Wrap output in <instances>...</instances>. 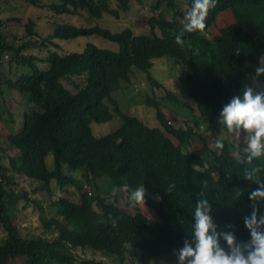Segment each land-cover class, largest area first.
Returning <instances> with one entry per match:
<instances>
[{
    "label": "trees",
    "instance_id": "1",
    "mask_svg": "<svg viewBox=\"0 0 264 264\" xmlns=\"http://www.w3.org/2000/svg\"><path fill=\"white\" fill-rule=\"evenodd\" d=\"M23 1L34 6L39 2ZM117 2L123 11L128 9V0ZM183 2L190 9L192 0ZM111 4L112 0H50L47 7L55 16L86 11L95 25L77 28L54 24L53 33L39 40L33 39L37 36L33 19L26 24L28 39L24 42L6 31L8 22L17 18L0 19V122L8 131L6 149L14 152L8 167L3 166L0 156V226L7 233L0 242V264H13L20 258L23 264H102L78 261V249L116 257L119 264H126L127 256H136L137 250L143 264L157 262L190 238L191 213L201 192L209 198L218 232L231 231L238 242L248 238L242 218L250 210L247 193L256 185L244 179V170L258 167L257 177L264 180V155L248 163L243 158V143L219 138L223 147L213 149L210 139L198 130L209 121L217 122L221 107L244 87L264 92V73H256L257 67L264 66V0H215L207 11L204 28L193 32L183 30L187 10L181 4L156 0L148 21L150 35H135L130 27L120 32L103 27L105 15L119 18L120 9ZM167 12L172 14L179 43L178 35L167 24ZM226 13L234 20L219 27V18ZM81 38H101L116 43L119 50L87 42L79 51H71L60 44L74 45ZM30 39L36 41L32 47L48 48L45 56L36 51L26 53ZM165 58L181 69L179 76L172 78V88L181 89L175 85L180 79L192 101H181L151 75L154 62ZM6 59L26 70L15 79L7 77L3 69ZM134 68L148 75L153 89L165 91L163 102H172L176 117L191 118L193 125L177 128L169 124L163 102L155 94L146 104L155 109L165 130L128 115L115 94L131 82ZM73 77L83 79L84 85L76 84ZM13 92L29 105L20 127L6 104ZM116 118L122 122L118 129L106 136L94 135L93 123L106 124ZM221 133L218 128L216 134ZM49 156L53 157L52 165L47 161ZM79 171L80 177H76L74 173ZM100 175L111 181L113 203L98 192ZM15 177L28 179L34 186L31 192L14 189L18 185ZM54 182L60 189L71 187L80 195L79 202L59 198L52 202V208H57L55 216L47 214V209L45 216H39L43 228L55 232L53 241L44 235L22 237L14 222L17 212L30 209L32 204L40 211L45 209L38 194L54 195ZM136 188H144V201L156 211L159 222L149 220L130 200L126 204L133 212L119 206V196ZM24 201L30 205L18 207Z\"/></svg>",
    "mask_w": 264,
    "mask_h": 264
},
{
    "label": "rangeland",
    "instance_id": "2",
    "mask_svg": "<svg viewBox=\"0 0 264 264\" xmlns=\"http://www.w3.org/2000/svg\"><path fill=\"white\" fill-rule=\"evenodd\" d=\"M128 9L126 11H123L121 9V5L117 2V0H112V8L114 9H120V15L119 18H115L114 16L105 15L104 18L101 21V25L105 28L110 29L113 32H120L126 27H130L135 35H150L151 29L149 26V19L153 16V11L151 10L152 5L155 3L156 0H144L143 3H138L136 0H128ZM177 3L181 4V8L184 11L190 10L187 5L183 2V0H176ZM50 3V0H39L36 6L27 3L23 0H0V19H7V18H17V21L8 22V25L6 26L8 31V35L12 34L14 35L19 41L24 42L28 39L27 32H26V24L29 22V20L33 19L35 21L36 27L35 32H37L36 38H33L34 40H39L42 38H45L48 35H51L54 30V24H69L72 26H75L77 28L79 27H93L95 24L93 23L92 19H90L88 13L86 11H81L78 14H72V15H61V16H55L47 7V5ZM39 5V6H38ZM166 19L167 24L169 28L171 29V32L173 34H177L176 29L173 24L172 14L169 12L166 13ZM220 25L219 27L224 26L227 22H232L234 20L231 13H226L223 16L219 18ZM218 26V25H217ZM157 34L160 35V31L156 30ZM179 35V34H177ZM32 40V39H30ZM32 40L29 44V48L27 49V54H32L35 51L40 56H45L47 53L48 48H44L42 50L39 49V47L35 46L32 47L31 44H35L36 41ZM87 42L94 43L95 45L99 46L100 48L110 49L113 51H118L119 46L116 43H112L109 41H106L101 38H81L79 42H76L74 45L70 44L69 42H62L60 43L62 48L64 50H71V51H79L78 49H82ZM27 43V42H26ZM79 43V44H77ZM262 63L264 65V57L262 59ZM42 67L47 69V64H42ZM3 69L6 73V76L9 78L15 79L23 70H26L24 66L18 65L13 60H7L4 61ZM181 69L177 65L173 63L172 59L165 58V59H158L154 62V66L151 70V75L158 80L160 83H164L163 86L167 90H171L174 92V94L181 100V101H192L188 98L184 86L181 85L180 79H177L175 82V85L178 84L181 86V89L183 88V91L180 88H172V78L176 79L179 76V72ZM82 79V78H81ZM76 84L79 86H83L84 83L82 81H79V77H73L72 79ZM64 85L68 87L69 89H73V86L70 83H65ZM255 85V84H254ZM256 86V85H255ZM153 87L150 83V80L148 78V75L141 70L134 68L133 73L131 75V82L127 83L123 86V88L115 94V98L119 101L121 104L120 107L124 109L127 114H130L131 116H136L140 120L144 121L147 125L150 127H157L162 128L159 120L156 118V111L154 108L147 106L146 100L148 98H153V95L155 94L157 100L164 101L165 98V91L162 89H155L156 91L153 93ZM77 91H74L73 93H76ZM12 95V97H11ZM11 95L7 96V107L8 109L13 112L14 119L17 121V127H20L22 124V116L25 112L28 111L29 105L26 103L24 97L20 95L18 92H13ZM168 100V99H167ZM0 104H2V99L0 96ZM177 106V105H176ZM179 107V106H178ZM165 110L166 118L169 122V124L175 126V127H181L185 128V124L192 125L193 121L191 118L186 117V120L176 117V113L172 111V102L166 101L163 102V107ZM181 108V107H179ZM195 114L198 115V111L195 109ZM6 117V116H5ZM8 119V118H7ZM121 120L119 118L114 119L112 122L106 123V124H92V130L94 135L97 137H102L109 135L110 133L114 132L117 127L121 125ZM203 125V124H202ZM5 124L3 122H0V156L2 158V164L4 167H8L9 157L10 155H14V152L6 149L8 142H7V136L8 131L5 129ZM214 126H217L222 130V133L220 135L216 134L218 128H214ZM165 130V129H163ZM202 134L211 140V147L215 148L216 141L219 138H230L232 140L231 135L227 134L226 128L221 127L218 125L217 122L214 124H211L209 121V124L203 125L202 129H199ZM168 137L171 138V140L178 145L179 142L173 137L172 135H169V133L165 132ZM195 146V145H194ZM47 161L50 165L53 163V157L49 156L47 158ZM91 171L94 173L96 169L92 168ZM75 172L74 175L76 177H80V173ZM97 172V171H96ZM87 175H92V173H87ZM83 182H85L83 179H80ZM97 183H100L98 192H100L102 195H105L108 197V201L110 203L114 202V192L111 191L112 184L111 181L103 175H100L99 178H97ZM15 182L18 183L14 189H18L19 191H27L31 192L33 189V185L28 183V179L25 177H15ZM54 186L53 193L54 195H50L49 193H40L38 194L40 198V203L43 205L45 209H42L40 211L34 205H30L28 201L21 202L18 207L25 206V204L30 205V209H21L16 214V222L15 226L19 232V234L22 237H28L30 234H34V236H49L52 238L54 236V233L48 230H45L40 222L39 216L43 217L46 214H54L56 215L57 208H52V202L59 199V198H66L71 201L77 200L79 194L76 193L71 187L70 188H64L60 189L57 185H55V182L52 184ZM68 189V192L66 190ZM132 192V191H131ZM131 192H124L119 198L117 199V203L120 207L127 210L128 212H133L126 204V201L130 200V193ZM147 193V192H146ZM30 197L34 198L35 195H30ZM152 198L154 200H159V197L156 195H153ZM80 200V199H78ZM77 203V202H76ZM137 207L141 210V212L149 219L154 222H159V216L157 215L156 211L154 209H151L147 207L145 201H141L139 203H136ZM96 207V205H95ZM50 211H49V210ZM59 212V209H58ZM26 218V219H25ZM26 223V225H23ZM52 230V229H51ZM6 233L5 229L0 226V242L3 239V235ZM30 238V237H29ZM75 256L78 261L88 259V260H95L98 262H101L102 264H119L116 257L112 258H102V257H108L101 253H93L92 251L89 252L87 250H77L75 251ZM176 251L171 252L170 254H164L163 256L159 257L160 260L157 262H151V264H176L175 260ZM24 259H19L18 261H14L13 264H22ZM126 264H143L139 261V259L135 256H128Z\"/></svg>",
    "mask_w": 264,
    "mask_h": 264
},
{
    "label": "clouds",
    "instance_id": "3",
    "mask_svg": "<svg viewBox=\"0 0 264 264\" xmlns=\"http://www.w3.org/2000/svg\"><path fill=\"white\" fill-rule=\"evenodd\" d=\"M214 4L215 0H192L190 10L184 13L186 23L183 25V30L193 32L203 29L207 11ZM176 41L180 42L179 35ZM256 73L257 75L264 73V66L257 67ZM156 90L154 89L153 93ZM217 123L229 131L232 138V140L228 138L230 142L243 143L246 146V154L243 157L246 162L250 163L253 159L264 155V92H254L251 87H244L239 94L233 95L221 107ZM209 143L211 147V140ZM215 147L222 148L221 141L217 140ZM259 171L261 170L255 166L244 170V179L256 185L247 193L250 210L242 218L248 233L247 240L238 242L231 231H217L210 215L209 198L201 192L200 198L195 200L191 213L190 238L176 251V264H264V180L257 177ZM144 195V188H136L130 193V201L139 203L144 200ZM77 198L80 199V196ZM54 236L45 237L53 241ZM221 240L224 242L223 245L220 243ZM86 250L101 253L91 249ZM134 253L139 259L138 251L134 250Z\"/></svg>",
    "mask_w": 264,
    "mask_h": 264
},
{
    "label": "crops",
    "instance_id": "4",
    "mask_svg": "<svg viewBox=\"0 0 264 264\" xmlns=\"http://www.w3.org/2000/svg\"><path fill=\"white\" fill-rule=\"evenodd\" d=\"M127 113V112H126ZM128 115H130V114H128ZM144 122V121H143ZM71 201V200H70ZM72 202H78L77 200H75V201H72ZM44 205V204H43ZM26 219V218H25ZM14 222H16V220L14 221ZM23 225H26V223H24ZM32 235H34V234H32ZM31 234H30V236H32ZM4 237H3V239H5L6 238V236H7V233H5L4 235H3ZM2 239V240H3Z\"/></svg>",
    "mask_w": 264,
    "mask_h": 264
}]
</instances>
